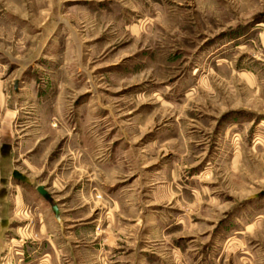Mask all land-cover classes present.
<instances>
[{
	"label": "rangeland",
	"instance_id": "obj_1",
	"mask_svg": "<svg viewBox=\"0 0 264 264\" xmlns=\"http://www.w3.org/2000/svg\"><path fill=\"white\" fill-rule=\"evenodd\" d=\"M48 229L78 264H264V0H0V261Z\"/></svg>",
	"mask_w": 264,
	"mask_h": 264
},
{
	"label": "crops",
	"instance_id": "obj_2",
	"mask_svg": "<svg viewBox=\"0 0 264 264\" xmlns=\"http://www.w3.org/2000/svg\"><path fill=\"white\" fill-rule=\"evenodd\" d=\"M27 175V174H26ZM29 178V176L27 175ZM30 180V178H29ZM58 206V213L54 212V221L62 222L61 206L57 200H55ZM52 208V207H51ZM49 221L40 223L42 229L45 230L46 225L50 224ZM48 233H45L41 240H37L36 246L27 251L25 255L24 263L26 264H78L77 249L73 248L72 240L68 234L56 233L48 229ZM3 245H1V248ZM22 258V256H19ZM14 262H17L13 259ZM63 260V261H61ZM0 264H5L0 261ZM19 264V263H17Z\"/></svg>",
	"mask_w": 264,
	"mask_h": 264
},
{
	"label": "water",
	"instance_id": "obj_3",
	"mask_svg": "<svg viewBox=\"0 0 264 264\" xmlns=\"http://www.w3.org/2000/svg\"><path fill=\"white\" fill-rule=\"evenodd\" d=\"M12 176L21 181V182H24V183H30V180L29 178L27 177V175L25 173H23L22 171L14 168L12 170ZM36 189L38 190L39 193H41L46 199L49 200L50 202V205L53 209V211L55 213H58V206H57V203L55 201V199L51 196V194L45 189V187L43 185H37L36 186Z\"/></svg>",
	"mask_w": 264,
	"mask_h": 264
}]
</instances>
